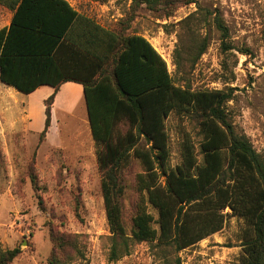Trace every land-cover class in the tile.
Here are the masks:
<instances>
[{"label": "trees", "instance_id": "obj_1", "mask_svg": "<svg viewBox=\"0 0 264 264\" xmlns=\"http://www.w3.org/2000/svg\"><path fill=\"white\" fill-rule=\"evenodd\" d=\"M132 1L134 8L145 5L152 12L172 5L170 0ZM0 6L13 13L10 26L0 30L1 84L27 95L43 86L54 89L45 101L42 140L50 131L52 106L61 87L73 82L84 88L103 175L110 261L128 256L134 243L148 242L163 264H182L179 253L221 231L229 209L246 223L241 264H264V157L229 120L232 88L194 90L185 79L186 70L179 84L148 40L124 30L110 31L67 0H0ZM196 15L182 23L189 27ZM211 16L223 50H231L225 20L215 12L203 22ZM208 46L206 38L195 36L186 49L178 45V71L186 62L192 68ZM173 113L199 123L202 162L195 143L184 133L181 163L171 167L166 121ZM133 160L143 171L136 177L140 198L129 233L121 199L126 193L124 174ZM148 205L157 211V220ZM63 251L64 246H58L50 264H72L63 259ZM21 253V248L0 246V264H12Z\"/></svg>", "mask_w": 264, "mask_h": 264}, {"label": "rangeland", "instance_id": "obj_2", "mask_svg": "<svg viewBox=\"0 0 264 264\" xmlns=\"http://www.w3.org/2000/svg\"><path fill=\"white\" fill-rule=\"evenodd\" d=\"M67 1L110 31L124 30L128 36L144 37L179 84L186 70L185 79L194 90L232 88L233 99L227 105L229 120L264 157V0H194L189 5L184 4L185 0H170L171 6L154 12L145 5L134 8L132 0ZM195 12L189 27L182 23ZM215 12L229 28L227 43L232 49L227 52L213 26V17L203 22L205 16ZM9 15L0 6V30L8 25ZM193 36L206 38L208 49L192 68L186 62L178 71L175 50L178 45L189 47ZM39 96L30 97L0 84V246L22 250L12 264H50L58 246H64L63 259H71L72 264H163L154 245L148 242L134 243L128 256L110 261L112 243L102 193L103 175L92 130L56 111L50 142L42 140L44 113ZM73 96L68 90L61 96L60 105L69 103ZM29 105L32 118L27 123L25 111ZM166 123L171 167L181 163L184 133L195 143L202 162L199 123L191 118L180 119L175 113ZM28 127L43 129L34 134ZM142 171L139 161L133 160L124 174L126 193L121 205L129 233L140 198L136 177ZM161 181L164 184L165 179ZM148 212L158 219L150 205ZM225 213L228 216L221 231L179 253L182 264H241L246 223L233 217L229 209Z\"/></svg>", "mask_w": 264, "mask_h": 264}, {"label": "crops", "instance_id": "obj_3", "mask_svg": "<svg viewBox=\"0 0 264 264\" xmlns=\"http://www.w3.org/2000/svg\"><path fill=\"white\" fill-rule=\"evenodd\" d=\"M9 13H10V15H9V23L5 27H9L10 26L12 18H13V13L10 12V11H9ZM0 84H1V82H0ZM68 90H69V92L72 91L74 96L72 97V99L70 100L69 103H67L64 106H61L60 105V99L62 98L61 96L64 93H66ZM53 93H54V89L52 87L43 86V87L39 88L37 91H35L34 93L30 94V97H34V96L37 97L40 94L42 95V96H39V102L41 104L42 113H44V115H45V110H46L45 101ZM1 100L2 99L0 97V105H1ZM29 108H30V105L27 107V112L25 111V114H26L25 118L27 120L26 121L27 123L31 122V118H32L31 115L29 114ZM83 110H84V112H83ZM56 111H61L65 115L72 116L74 121L79 120L81 123H83L84 127H89L90 131H91V123H90V119H89L88 104H87V101H86V98H85L84 88H83V86L81 84L68 82V83L64 84L61 87L59 93L57 94L55 102H54V104L52 106V124H51V128H50V131H49V133H48V135L46 137L48 142H50L51 132L53 131V127H54V124H55V113H56ZM81 113H82V117L83 118L80 117ZM44 115H43V118H42V122L44 121V123L42 124L43 128H44L45 119H46V116H44ZM28 130L31 131L34 134H39L41 132V130H31L30 127H28Z\"/></svg>", "mask_w": 264, "mask_h": 264}]
</instances>
